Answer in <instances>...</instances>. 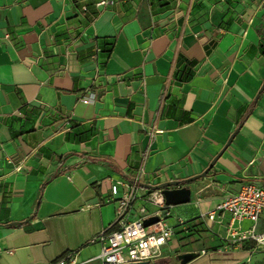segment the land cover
I'll list each match as a JSON object with an SVG mask.
<instances>
[{"label": "crops", "instance_id": "crops-1", "mask_svg": "<svg viewBox=\"0 0 264 264\" xmlns=\"http://www.w3.org/2000/svg\"><path fill=\"white\" fill-rule=\"evenodd\" d=\"M263 29L264 0H0V264L99 256L91 240L118 227L112 184L137 180L141 195L192 190L150 264L188 252V264H264L254 242L228 238L229 215L201 219L246 184L264 188ZM188 227L203 239L180 252Z\"/></svg>", "mask_w": 264, "mask_h": 264}, {"label": "built area", "instance_id": "built-area-1", "mask_svg": "<svg viewBox=\"0 0 264 264\" xmlns=\"http://www.w3.org/2000/svg\"><path fill=\"white\" fill-rule=\"evenodd\" d=\"M103 1L98 5H107ZM88 11L86 6L83 7ZM94 94H88L83 98L86 104L93 103ZM139 180L136 182L138 183ZM117 181L112 184V201L116 202L118 208V227L113 231H104L91 240V244H100L101 252L97 257L80 262L77 253H71L60 259L56 264H138L142 262L151 263L162 256L164 247L174 235V228L168 223L171 218L170 206L161 190L150 191L141 195L138 184ZM144 204L138 210L136 219L130 218V212L137 202ZM148 205L156 208L150 212ZM219 215H229L228 238L233 243L252 241L264 256V232L258 231L260 220L264 217V188L256 184H246L232 196L225 198L216 208L201 219L205 222L216 221ZM157 217L158 222L145 226L149 218ZM249 221L252 227L249 230L235 228V223ZM186 223L178 220V226ZM264 262V259H263Z\"/></svg>", "mask_w": 264, "mask_h": 264}, {"label": "water", "instance_id": "water-1", "mask_svg": "<svg viewBox=\"0 0 264 264\" xmlns=\"http://www.w3.org/2000/svg\"><path fill=\"white\" fill-rule=\"evenodd\" d=\"M263 35H264V29H263ZM264 91V85L260 89V92L258 96L256 97V100L259 98L260 94ZM255 100V101H256ZM243 124L240 125V127L236 130V132L231 136L229 139L228 143L226 146L223 148V150L219 153V155L212 161L210 166L200 175H197L191 179H187L184 181L185 184H189L197 179L206 177L211 170L214 168L216 165L217 161L219 158L225 153V151L228 149L230 144L232 143L233 139L235 138L236 134L240 131L242 128ZM182 181H172V182H166L163 184H160L158 186H153L149 184H141V186L145 189L156 191V190H161L165 196L166 199V204L168 206H176L180 204H187L190 203L191 201V194L192 190L187 187V186H182ZM158 222L157 217H152L149 218L145 221V226H150L154 223ZM12 226H20V223H13L11 224ZM199 256L198 253L195 252H188V253H183L180 254L177 259L180 261L181 264H188L192 260L196 259ZM138 264H150L149 262H142Z\"/></svg>", "mask_w": 264, "mask_h": 264}, {"label": "rangeland", "instance_id": "rangeland-1", "mask_svg": "<svg viewBox=\"0 0 264 264\" xmlns=\"http://www.w3.org/2000/svg\"><path fill=\"white\" fill-rule=\"evenodd\" d=\"M187 230H188V232L187 231H180L179 234H178V240H179L180 245H181L180 252L181 251H187V250L191 249V247H190L191 243L198 242V241L202 242V239H203L202 236L199 234V232L197 233V236H195L194 235L195 231L191 232V228L189 229V227H188ZM201 231H203V228H201ZM191 233H194V234L191 235ZM191 236H193V237L195 236L194 237L195 238L194 241L191 240V238H192ZM167 258L170 259L171 257H167ZM164 259L162 257V258L159 259V261H163ZM158 263H156V264H158Z\"/></svg>", "mask_w": 264, "mask_h": 264}, {"label": "trees", "instance_id": "trees-1", "mask_svg": "<svg viewBox=\"0 0 264 264\" xmlns=\"http://www.w3.org/2000/svg\"><path fill=\"white\" fill-rule=\"evenodd\" d=\"M87 8H88V7H87ZM87 12H89V8H88V11H87ZM91 15H93V17H94V16L96 15V12H93L92 14H90V12H89V16H88V17H89V20H92V19L90 18Z\"/></svg>", "mask_w": 264, "mask_h": 264}]
</instances>
